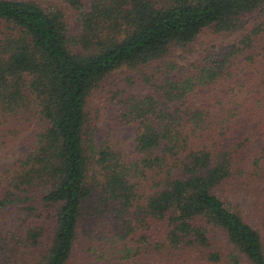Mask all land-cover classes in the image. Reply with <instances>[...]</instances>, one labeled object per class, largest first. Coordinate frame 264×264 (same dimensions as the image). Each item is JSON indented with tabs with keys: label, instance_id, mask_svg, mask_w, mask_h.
Returning a JSON list of instances; mask_svg holds the SVG:
<instances>
[{
	"label": "trees",
	"instance_id": "obj_1",
	"mask_svg": "<svg viewBox=\"0 0 264 264\" xmlns=\"http://www.w3.org/2000/svg\"><path fill=\"white\" fill-rule=\"evenodd\" d=\"M65 1L77 28L0 0V146L33 130L0 178V264H71L82 230L113 264H219L222 241L264 264V0ZM205 28L246 34L170 59ZM99 92L131 153L97 140Z\"/></svg>",
	"mask_w": 264,
	"mask_h": 264
},
{
	"label": "rangeland",
	"instance_id": "obj_2",
	"mask_svg": "<svg viewBox=\"0 0 264 264\" xmlns=\"http://www.w3.org/2000/svg\"><path fill=\"white\" fill-rule=\"evenodd\" d=\"M46 4L60 3L64 8L67 17L71 21V27L77 28L78 22L69 7V4L65 0H39ZM250 22L248 26H254L259 23L257 14L250 16ZM246 34L245 29L237 31H226V32H215L211 28H205L198 37L184 47L176 49L170 59L179 62L183 65H190L201 57L208 56L216 52V50L224 43H228L235 39H239ZM124 78L122 72H117L107 79L110 89L112 86L117 88ZM123 86V85H121ZM140 89L134 92L143 91ZM91 108L97 110V120L95 123V133L98 141L103 139L109 140L111 144L120 151L125 153H131L135 147V136L138 131V123L134 122L128 125H115L110 121L111 112L107 108V95L104 93H97L90 102ZM33 134V130L28 131L20 138L13 142L3 144L0 146V178L2 177L3 171L10 167L18 158L23 156L28 151L27 140ZM262 198V193L259 194ZM264 199V198H263ZM85 230V229H84ZM90 237L87 236L84 231H80V236L76 244L75 256L71 261V264H113L110 261V251L106 249V252H102L104 258H101L100 250L103 246L96 248L92 246ZM222 253L223 260L219 264H228V260L234 247L226 241H222L219 245ZM193 264H212L205 261L202 257L197 256V260ZM242 264H249L248 261L242 259Z\"/></svg>",
	"mask_w": 264,
	"mask_h": 264
}]
</instances>
